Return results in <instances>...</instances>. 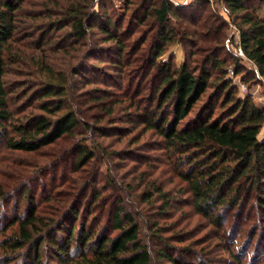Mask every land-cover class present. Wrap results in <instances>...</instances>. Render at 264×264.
<instances>
[{"label": "rangeland", "instance_id": "374dc122", "mask_svg": "<svg viewBox=\"0 0 264 264\" xmlns=\"http://www.w3.org/2000/svg\"><path fill=\"white\" fill-rule=\"evenodd\" d=\"M67 1L24 0L18 33L20 41L14 46V52L19 53L21 61L13 64L8 82L12 90V108L21 116L23 112H40L33 90L41 83L45 73L39 68L38 60H45L56 72L67 76L77 65H93L75 77L76 97L73 95V100L79 111L80 123L72 135L37 151L9 149L0 140V181L9 195L0 209V240L19 233L20 220L14 219L25 215L29 201L23 190L30 187L37 213L49 219H64L69 208L77 204L83 212V220L89 215L88 225L94 220L98 229L107 227L111 230L113 211L118 205L122 206L140 223V235L152 250V264H170L158 260L154 253V249L161 246L150 233L156 220L163 228L160 234L171 243L190 245L196 254L211 258L214 264H229L233 255L228 253V249L239 251L240 247L246 246L247 253L239 255L243 263L264 264V219L259 214L255 199L241 209L238 218H233V215L239 209L229 213L227 222L221 228L196 212L191 194L183 188L187 183L180 175L181 169L188 168L187 163L178 165L181 153L167 148L165 138L155 128H149L144 120L143 113L156 105L155 91L162 72L152 64L158 26L151 19L139 24L130 15L140 0H134V7L131 5L129 8L127 0H96L94 5L96 10H100L108 2L110 12H116V17L121 18L122 32H128L124 34L128 44L123 59L124 69L111 66L110 63L116 59L107 53L101 54V57L85 58L90 44L101 42L106 49L114 45L104 43L98 32L78 40L71 35L69 25H53L51 21L63 16L62 10ZM172 1L183 16L172 18L174 39L166 46L159 58L160 63L173 62L176 67L189 63L196 70V64L210 47L219 56L239 55L238 27L222 0H211L209 3L205 0ZM251 2L260 4V0ZM143 13L144 10H140L139 14ZM261 15L264 17V2ZM224 21L227 24L222 29ZM41 31L47 34L49 42L40 51L36 41ZM220 32L225 35L222 43L216 39ZM220 43L225 49H221ZM241 67L242 72L233 75L234 82L241 86L242 92L251 93L257 103L264 104V81L255 78L253 63L243 59ZM87 81L90 82L88 85ZM212 90L209 89L207 94ZM207 94L195 105L188 118L179 124V128L196 116ZM259 137H264V125ZM81 147L89 148L91 155L78 166ZM153 184L167 190L172 197V204L166 213H160L164 199L154 190ZM148 191L154 192L152 201L148 199ZM233 229H236L238 239L233 238ZM223 230L228 232L225 236L222 235ZM21 250L23 253L25 248ZM7 252L0 242V264L30 263L26 262L24 255H19V251L12 253L6 263ZM199 255L186 254L189 260H197ZM56 263L53 256L44 254L42 263L31 264ZM233 264L238 263L233 261Z\"/></svg>", "mask_w": 264, "mask_h": 264}, {"label": "trees", "instance_id": "16d2710c", "mask_svg": "<svg viewBox=\"0 0 264 264\" xmlns=\"http://www.w3.org/2000/svg\"><path fill=\"white\" fill-rule=\"evenodd\" d=\"M210 1L205 0V3ZM222 1L238 27V45L245 56H219L210 47L196 64L195 70L189 63L176 67L173 62H159L166 46L174 39L172 18L180 19L183 16L176 3L172 0H140L135 5L134 0H127L128 8L135 5L130 14L132 20L145 24L151 19L158 26L152 64L162 72V77L156 86V105L143 113L144 120L149 128H155L165 138L167 148L181 153L177 164L185 162L188 165L186 170H180L187 183L183 188L191 194L196 212L209 218L219 228L224 227L233 210L236 212L239 209L233 215V218H238L241 209L251 199H255L259 214L264 219V137H259L264 125V104L257 103L251 93L242 92L241 86L229 75L230 65L238 75L242 72V60L248 59L254 65L255 78L260 81L264 78V17L261 15L264 0L257 5L251 2L254 0ZM23 2L0 0V140L9 149L37 151L74 133L80 123L79 111L73 100L75 77L93 65H77L67 76L56 72L45 60H38L39 68L45 73L41 83L33 90L40 112L17 115L12 108L8 75L13 64L21 61L19 53L14 52V46L20 41L18 33ZM95 3L96 0H68L62 10L63 16L51 22L53 25H63L61 27L69 25L71 35L78 40L98 32L104 43L114 45L106 49L101 42L90 44L85 58L107 53L116 59L110 63L111 66L124 69L123 59L128 50L124 34L128 32H122L121 18L116 17V12H110L108 2L100 10L95 9ZM142 9L144 13L139 14ZM226 24V21L222 22V29ZM217 30L221 31L219 28ZM41 32L36 41L40 51L49 42L47 34ZM224 37L221 33L216 39L222 43ZM221 45V49H225L224 44ZM211 88L212 92L207 94ZM206 94L196 116L189 118L179 128V124L188 118ZM78 155L79 166L89 159L91 152L89 148L81 147ZM153 188L164 199L160 213H166L172 204V197L156 184H153ZM153 193H147L150 201ZM23 195L29 202L25 215L14 219L20 220L19 233L0 240L1 246L8 251V256L5 254L6 263L16 251L24 255L29 264L42 263L44 254L53 256L56 264L153 263L152 250L140 235V223L122 206L118 205L113 211L111 230L107 227L98 229L94 220L88 225L89 215L82 219L83 212L77 204L69 208L64 219H49L37 213L30 187H25ZM8 198V192L0 181V209ZM115 230L117 232L113 233ZM162 230L156 220L150 233L161 245L154 249L158 260L170 264H214L211 258L196 254L190 245L171 243L160 234ZM256 231L257 227L251 234V241ZM227 233L222 231L223 236ZM232 236L238 239L236 229H233ZM246 248L240 247L239 251L228 249V253L233 255L229 264H233V261L244 264L239 255H245ZM186 254L199 257L189 260Z\"/></svg>", "mask_w": 264, "mask_h": 264}, {"label": "built area", "instance_id": "2783aa9c", "mask_svg": "<svg viewBox=\"0 0 264 264\" xmlns=\"http://www.w3.org/2000/svg\"><path fill=\"white\" fill-rule=\"evenodd\" d=\"M238 54L241 55V56H245V55H244V52H243V49H242L241 46H238ZM250 62H251V61H250ZM234 73H235V69L232 68V67H230V68H229V75H230V76H233ZM262 79H263V81H264V78H263V77H262ZM263 83H264V82H263ZM242 87H243L244 89H246V86H245V85H242Z\"/></svg>", "mask_w": 264, "mask_h": 264}]
</instances>
